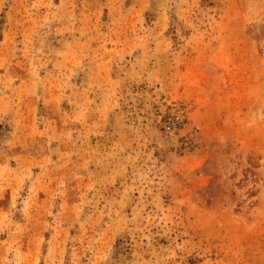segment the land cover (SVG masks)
<instances>
[{
    "label": "rangeland",
    "instance_id": "1",
    "mask_svg": "<svg viewBox=\"0 0 264 264\" xmlns=\"http://www.w3.org/2000/svg\"><path fill=\"white\" fill-rule=\"evenodd\" d=\"M0 264H264V0H0Z\"/></svg>",
    "mask_w": 264,
    "mask_h": 264
}]
</instances>
